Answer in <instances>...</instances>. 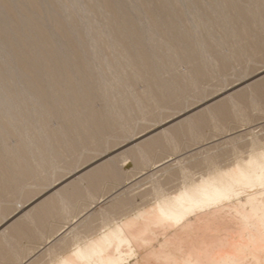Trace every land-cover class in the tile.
I'll return each mask as SVG.
<instances>
[{"label": "bare ground", "instance_id": "6f19581e", "mask_svg": "<svg viewBox=\"0 0 264 264\" xmlns=\"http://www.w3.org/2000/svg\"><path fill=\"white\" fill-rule=\"evenodd\" d=\"M152 2L154 7L145 8L142 3L139 4V7L144 8L135 10L133 18L127 17V13L121 10L115 12L113 14L115 16L107 15L108 18L100 25L101 27L107 25L110 28L111 42L104 47L98 36L97 52L112 50V55L104 57L103 60L111 66H123L127 73L123 80L130 81L127 85L135 84L131 82L133 76L137 79L146 75V70H150L148 66L150 57H158L159 63L167 62L172 58L168 47L177 43L184 45L186 41L184 37L177 36L178 24L170 13L164 10L166 3L159 0ZM5 3L6 0H0V6L6 9L5 13L11 15L15 24L5 28L4 32L7 34L15 33L22 14L29 13L30 10L34 11L33 16L32 14L28 16L26 27H21L23 29L20 28L13 35H17L16 40L19 42H22L23 37H31L26 52H31L33 54L31 58L36 61L29 62L30 59H26V52L21 53L18 48L0 47V54L4 55V59L0 62V75L3 73L7 79L5 84L0 83V158L7 160L4 161L7 168L0 164V174L5 175L0 186L6 188L13 185L21 189V180L15 179L14 176L30 172L27 158L33 156H29L28 147L38 149V156L34 158L42 162L48 161V158L58 161L59 152L62 151L64 154L67 152L65 150L73 145V142L67 139L68 125H88L84 130H90V125L93 123L86 121L87 116L90 113L103 112L104 109L96 111L92 108L95 94L99 90L93 86L92 69L89 66L84 68L82 66L90 64L89 53L78 51L75 42H70L69 46L62 44L58 46V41L68 40L76 29L70 28L65 23H63L65 25L55 23L59 34L55 35V40H52L48 29L44 27L47 17L56 16L64 20L67 13L63 12V7L59 3L49 7V5H41L40 0H19L13 10H9L5 7ZM87 4L91 16L100 5L113 8L110 0H88ZM109 8L110 15L112 11ZM142 14H146L149 18L150 28L158 31L156 38L148 42L141 40L142 30L132 24L134 19H138ZM113 24L118 26L114 27ZM4 32L0 34V38L6 39ZM92 33L98 35V28L93 27ZM154 43L156 46L163 43L165 47L160 48L161 51L150 53L151 49L156 48L153 46ZM185 53L187 52L184 48L177 52L182 59L190 56ZM8 55H12L13 58ZM47 55L52 56V63L44 61ZM18 57H21L22 66L18 65L16 59ZM140 65L144 70H140ZM97 66L100 67L101 64ZM27 68L31 71L38 68L42 77L39 79L25 77L23 72ZM127 80L123 81L124 84ZM42 87L48 92L44 96L40 94ZM255 91L253 87L249 93L254 97ZM45 102L49 103L50 107ZM52 119L59 121L55 130L46 131V134L44 131L42 135L26 136V132L33 125L44 129ZM188 128L192 127L188 126ZM182 129L184 127L179 130ZM169 134L170 137V131ZM52 136L56 137L57 141H50L51 148H45L49 147L46 144L45 147L40 146L42 140H49ZM10 138H14L13 147L6 144ZM170 138L165 137L164 142L169 144L167 140ZM252 139L246 150L236 148L235 143L232 151L224 150L221 155L214 154L210 159L203 157L204 160L206 159L204 164L200 161L194 165L195 167H191L196 169L205 165V172L195 180L191 178L193 174L187 171L190 174L188 175L184 167L179 166L177 172L175 170L172 172L171 168V172L169 168H164L153 175L167 174V178L163 182L158 181L160 183L158 185L157 181L150 180L153 184L149 190L138 194L139 201H136L132 194L133 190L129 192L126 190L108 202L109 204L100 209L96 215H92L88 214V211L94 208L95 204L101 205L106 200L103 196L92 197L96 192L89 188H93L94 184L99 186L100 182L109 176H116L112 171H110L112 173L106 171L109 167L95 171V174L80 179L68 189L55 191L54 196L38 206L46 197L40 199L41 201L35 204L36 208L31 211L34 217L29 220L28 225L25 223V217L14 226L10 228L7 226L8 229L4 227L5 230L2 229L4 231L0 235V262L5 264H264V144L257 138L252 137ZM170 141L174 147L176 143L173 139ZM230 141L233 143L236 139ZM28 143L29 146L26 145ZM159 144L152 141L147 145L138 146L123 154L122 162L125 165L128 161L134 162L135 159L139 160V163L144 161L142 165H146L149 158L145 156V147ZM226 153L231 154L230 158H224ZM160 161L154 166L151 164L152 170L162 167ZM127 182L126 184L129 183ZM85 183L89 184L88 188ZM81 192L88 194L87 198L91 196L92 202L87 209L71 215L77 210L74 205L82 198ZM54 215L58 221L67 220L70 224H65L54 231L51 225H48L44 229L45 232H40L39 228L46 225L48 218ZM13 222L11 221L10 224ZM77 223L80 230L74 228ZM30 226H33V230L38 233L33 240L37 238L35 240L39 242L43 239L45 243L43 246L38 244L40 248L36 251L32 249L29 251L27 246L23 249L25 244L22 246L24 240L32 241L28 229ZM14 244H17L15 249ZM21 247L23 252L20 253L18 249Z\"/></svg>", "mask_w": 264, "mask_h": 264}, {"label": "rangeland", "instance_id": "374dc122", "mask_svg": "<svg viewBox=\"0 0 264 264\" xmlns=\"http://www.w3.org/2000/svg\"><path fill=\"white\" fill-rule=\"evenodd\" d=\"M110 1L113 8L100 5L91 16L88 0H40L41 5L49 7L59 3L63 12L67 13L64 20L56 16L47 17L44 27L48 29L52 40L59 34L55 23H65L76 29L68 40L58 41V46H69L70 42H75L78 51L89 53L90 64L82 66L92 69L93 86L99 90L95 94L92 108L104 111L87 116L86 121L93 123L90 130H84L88 125H68L67 139L73 145L65 150L66 153L59 152L58 161L48 158V161L42 162L34 158L38 156V149L28 147L29 156H33L27 158L30 172L14 176L21 180V189L13 185L6 188L0 186V235L5 230L4 227L10 228L22 218L26 217L25 223L28 225L29 220L34 217L31 211L36 208L35 204L40 199L46 197L40 200L38 206L54 196L55 191H64L104 167H109L106 171L113 172L116 176H109L99 186L94 184L93 188H89L96 192L92 197L103 196L106 205L95 204L88 214L96 215L108 202L126 190H133L132 194L139 201L138 194L149 190L152 180L157 181L158 185L167 178V174L153 175L164 168H169V171L171 168L173 172L184 167L186 172L193 174L191 178L195 180L205 172V165L196 169L191 167L200 161L204 164L207 157L210 159L214 154L219 156L229 149L232 151L235 143L236 148L246 150L253 140L252 137L264 144V0H159L168 5H164V10L177 21V36L184 37L186 41L184 45L177 43L178 45L171 44L168 47L172 55L171 61L159 63L158 57H150V70L145 73L147 76L137 79L133 76L131 82L135 84L132 85H127L130 82L127 79L124 84L126 80L123 78L125 79L127 73L123 66L115 67L104 62L103 58L112 55V50L97 52L98 36L104 47L111 42L110 28L100 25L108 16H115V12L123 10L127 17L133 18L135 10L143 9L142 6L154 7V3L152 0ZM18 2L19 0H6L5 7L13 10ZM141 3L143 5L139 7ZM108 8L112 11L110 15ZM32 12L34 13L30 10L29 13L21 15L15 33L24 26ZM12 20L14 19L11 15L5 13L0 6V21L13 23ZM132 24L142 30L140 35L143 42L156 38L158 31L150 28L146 14L135 18ZM93 27L98 28V35H93ZM30 40L31 37L26 36L21 43L29 46ZM3 42L4 39L0 38V47ZM154 44L155 47L156 43ZM162 47H165L163 43L158 44L150 53L161 51ZM181 48L190 56L185 59L179 57L177 52ZM32 55L28 52L26 59H31ZM3 56L0 54V62L4 59ZM99 64L100 67L97 66ZM139 68L144 70L142 65ZM253 87L256 89L254 97L249 93ZM58 122L52 119L44 129L33 125L26 132V136L51 132L56 129ZM181 127L184 129L179 130ZM169 131L172 138L169 137ZM165 137L173 139L175 146H172L170 139L167 140L169 144L164 142ZM232 139L238 141L232 143ZM50 141L56 142L57 138L52 136L39 144L51 148ZM152 141L160 144L145 147V156L150 161L146 163L147 166L142 165L144 161L139 163L135 159V163L131 160L124 165L123 154ZM6 144L13 147L14 138L8 139ZM26 145L29 146V143ZM230 156V153H226L224 158ZM4 161L7 162L0 158V164L7 168ZM157 161H160L162 167L154 171L152 168ZM4 179L5 175L0 174V183ZM131 180L133 181L130 183ZM88 185L85 183L87 188ZM87 195L81 192L82 198L74 205L77 210L71 215L90 206L92 197L87 198ZM33 205L35 206L32 207ZM11 221L14 222L10 224ZM46 222V225L39 228L40 232H45L48 225L54 231L70 224L67 220L58 221L56 215L48 218ZM78 223L74 225L76 230L81 229ZM28 229L32 241L24 240V248L18 249L20 253L26 246L29 251H36L45 244L43 239L38 240L39 242H36L37 238L33 240L38 234L33 226ZM16 246L14 244V249Z\"/></svg>", "mask_w": 264, "mask_h": 264}, {"label": "water", "instance_id": "95a60500", "mask_svg": "<svg viewBox=\"0 0 264 264\" xmlns=\"http://www.w3.org/2000/svg\"><path fill=\"white\" fill-rule=\"evenodd\" d=\"M6 10V9H5ZM15 26V24L14 23H9V22H5V21H0V34H2L3 32H4V30H5V28L6 27H9V26ZM24 27H26V23H25V26H23V28ZM23 28H21V29H23ZM18 35L20 36V33H18ZM16 36L17 35H13V34H7V33H5L4 32V37L6 38V39H4V42H3V47H5L6 49L8 48V47H15V48H18V50L22 53L23 51H24V53L27 51V46H25V45H23L21 42H19V41H17L16 39ZM23 47H24V49L25 50H23ZM28 52H26L25 54H27ZM11 54V53H10ZM8 56H10V55H8ZM48 56H50L49 58H48ZM10 58H13L12 57V55L10 56ZM21 57H18V58H16V59H18V65H20V66H22V64L20 63V61H21V59H20ZM15 59V60H16ZM46 60H44V61H50L51 63L53 62L52 61V56L51 55H47L46 56V58H45ZM54 60H56V59H54ZM60 60H64L65 61V59H59V61ZM14 61V60H13ZM34 61H36V60H34V58H31L30 59V61L29 62H31V63H33ZM23 62V61H22ZM24 62H25V59H24ZM20 63V64H19ZM26 64V63H25ZM17 65V66H18ZM9 68H11V67H9ZM33 70V69H32ZM80 73H81V71H79ZM23 74L25 75V77H29V76H31L32 78H36V79H39L40 77H42V75H41V71L38 69V68H35L33 71H31V69L29 68H27V70L25 69V72H23ZM7 81V79H6V77H5V75L2 73L1 75H0V83H2V84H5V82ZM8 86V85H7ZM11 88V87H10ZM6 89V88H5ZM41 95L42 96H44V95H46L48 92L46 91L47 89H44V87H42L41 88ZM8 93H9V91L8 90H6ZM8 96H9V94H8ZM40 96V95H39ZM43 98V97H42ZM41 100H43V99H41ZM53 102V101H52ZM45 104H49V103H47V102H45ZM49 107H50V104L48 105Z\"/></svg>", "mask_w": 264, "mask_h": 264}]
</instances>
